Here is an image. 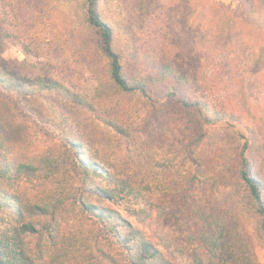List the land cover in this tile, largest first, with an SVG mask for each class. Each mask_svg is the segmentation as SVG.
I'll return each instance as SVG.
<instances>
[{
    "label": "trees",
    "instance_id": "1",
    "mask_svg": "<svg viewBox=\"0 0 264 264\" xmlns=\"http://www.w3.org/2000/svg\"><path fill=\"white\" fill-rule=\"evenodd\" d=\"M82 1L84 29L110 89L144 100L134 127L94 118L120 138L137 135L150 162L197 190L199 227L189 237L195 252L184 264H260L243 223L264 244V111L258 116L248 102L239 104L243 97L226 109L205 85L221 73L240 86L254 78L264 96V0H234V9L215 0H168L174 26L157 31L162 0H130L137 17L112 11V0ZM40 3L0 0V264H175L182 250L155 197L164 202L177 185L113 173L89 154L68 117L61 118L58 151L25 150V127L11 112L22 117L19 108L37 96L53 94L92 113L113 102L101 85L92 103L58 78L19 72L3 58L6 44L31 54L26 40L31 45L36 31L45 32L34 25ZM123 55L145 74L127 72ZM223 124L227 137L219 136Z\"/></svg>",
    "mask_w": 264,
    "mask_h": 264
},
{
    "label": "rangeland",
    "instance_id": "2",
    "mask_svg": "<svg viewBox=\"0 0 264 264\" xmlns=\"http://www.w3.org/2000/svg\"><path fill=\"white\" fill-rule=\"evenodd\" d=\"M215 1L231 9L236 7L234 0ZM82 3V0H41L38 9L42 10V15H38L41 18L35 21L34 25L38 29H44L45 32L36 31L35 40L31 45V42L26 40L32 51L31 54L25 55L21 48L6 44L2 56L11 67L19 72L29 75L48 74L58 78L92 103L94 89L101 85L113 96V102L109 103L108 108L107 106L96 107V111L92 113L72 106L53 94L45 93L37 96L30 102V108H19L18 112L22 117L11 112L14 117L18 118L17 121L21 122L20 125L25 127L27 134L25 150L28 153L58 151L61 148V118L68 117L73 129L84 135L89 146V154L113 169V173L130 174L131 171H136L140 175L152 178L154 184L162 183L165 188L177 185L173 188L171 195L169 193L166 195L164 202L160 200L161 198L159 199V196L155 197V202L166 205L168 233L182 250L181 253L176 254L178 256L176 259L172 258V261L175 264H184L186 259L195 252L192 250L193 245L190 244L189 237L195 236L199 227L196 222L197 218L192 213L193 207L195 210V205L199 204L197 190L192 189L182 179L176 180L168 176L165 169L150 162L148 154L138 142L137 135L129 139L120 138L115 135L113 129L94 118L98 115L100 119L110 120L124 128L134 127L144 114V100L139 95L123 96L110 89L106 77V64L100 61L99 56L94 53L91 35L84 29ZM112 3V11L121 12L125 16L137 17L135 2L112 0ZM167 3L168 0H162L161 9H155L154 17L158 18L152 29L156 31L162 24L170 28L174 26L172 17L176 14L170 12L171 8ZM21 7L29 8L26 5H21ZM154 17L142 26L148 28ZM112 25H114L113 21ZM60 31L64 34L62 39H60ZM71 34L75 35L76 41H71ZM141 36L145 37V33L143 32ZM123 62L127 72L136 76L145 74L139 64L130 62L125 55H123ZM242 81L240 86L237 81L230 80L226 74L221 73L214 84L209 82L205 86L208 90L215 92L214 97L220 99L224 108H232L235 103L237 104V98L243 97L246 101L241 98L238 103L248 102L253 109H256L258 116H261L264 111L263 94L259 88L255 87L254 78ZM229 123L231 125V122ZM219 129L220 137L229 135V124H223ZM243 226L253 245L258 262L264 264V244L256 239L251 223L244 222Z\"/></svg>",
    "mask_w": 264,
    "mask_h": 264
}]
</instances>
